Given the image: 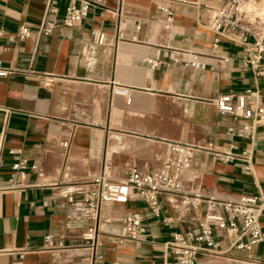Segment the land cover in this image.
Wrapping results in <instances>:
<instances>
[{
  "label": "crops",
  "instance_id": "crops-1",
  "mask_svg": "<svg viewBox=\"0 0 264 264\" xmlns=\"http://www.w3.org/2000/svg\"><path fill=\"white\" fill-rule=\"evenodd\" d=\"M55 1L57 15L47 12L50 0H0V61L10 69L0 77V264H85L89 250L83 234L91 225L98 227L106 261L164 264L173 233L197 230L205 204L189 208L164 194L162 215L155 217L138 199L108 202L94 221L80 194L95 175L121 180L133 167L158 171L170 141L252 148V174L240 162L214 161L204 151L195 155L191 170L174 172L187 187L202 185L224 198L258 195L264 202V126L257 128L253 144L233 137L229 128L251 120L220 114L215 102L247 88L264 93V79L243 66L239 44L208 26L205 6L222 0H94L74 27L59 24L70 0ZM159 5L173 12L170 28ZM54 20L59 26L44 34V22ZM23 24L31 35L21 39ZM95 28L106 33L101 45L91 40ZM194 60L203 67L193 66ZM45 77L53 82L41 84ZM16 148L43 174L29 170V182L59 183L8 188L9 151ZM68 174L73 181H65ZM129 211L144 214L147 236L117 243L111 236L122 232ZM261 224L264 232V211ZM47 234L53 243L46 242ZM59 238L64 248L53 247ZM201 261L264 264V241L251 251L204 253Z\"/></svg>",
  "mask_w": 264,
  "mask_h": 264
},
{
  "label": "built area",
  "instance_id": "built-area-1",
  "mask_svg": "<svg viewBox=\"0 0 264 264\" xmlns=\"http://www.w3.org/2000/svg\"><path fill=\"white\" fill-rule=\"evenodd\" d=\"M159 0H156L158 2ZM263 0H222L221 5H206L208 26L217 36L239 44L238 56L254 76L264 79V18L256 13L255 6ZM94 0H70L64 7L62 20L63 27H74L82 23L88 16ZM159 8L165 12L166 27L170 28L173 22V12L164 5ZM55 0H50L47 12L58 14ZM59 24L56 21H45L42 26L44 34L49 35ZM3 31L0 30V35ZM31 35L27 24L20 26L18 36L21 39ZM106 33L99 28L91 31V40L95 44L106 41ZM191 64L200 66L196 60ZM203 67V65H201ZM10 73L0 61V77ZM53 78L45 77L40 80L43 85H50ZM118 92L127 95L128 89L120 88ZM264 93L259 88H247L241 94L227 92L216 99L217 110L223 115H242L250 122L239 127H231L228 134L239 139L249 140L253 144L257 128L264 126V103L259 100ZM68 146V142H63ZM206 152L212 160L223 162H240L247 174L253 173L254 150L240 147L232 143L229 148L220 149L213 142L205 145H196L188 142L170 141L163 157L162 166L156 172H141L133 167L127 176L121 180L110 178L107 174L93 176L88 187L81 192L80 202L87 216L97 221L103 204L108 202L128 203L133 199L142 201L153 216L160 217L163 211L164 194H172L179 198L180 203L189 208H196L205 204L206 210L198 222L197 230L176 231L166 246L164 264H203L201 255L204 253L224 254L232 250L251 251L252 248L264 241V232L261 224V215L264 211V202L258 195L243 194L236 198H224L204 186L187 187L184 179L174 172L191 170L195 155ZM13 156L8 188L24 190L29 186H56L59 182L35 181L29 182V170L38 172L37 164L29 165L23 156L22 149H11ZM68 169V167H67ZM200 178L194 174L193 180ZM65 181H73L67 175ZM74 200V195L69 196ZM172 225L173 222L169 221ZM122 232L111 237L117 243L127 239L140 242L147 236L145 216L139 212L129 211L122 219ZM88 243V250L84 254L85 264H121L120 261H106L100 249L99 230L97 225H91L83 234ZM47 243L54 242L52 234L45 236ZM55 248H64L63 238L55 240Z\"/></svg>",
  "mask_w": 264,
  "mask_h": 264
},
{
  "label": "rangeland",
  "instance_id": "rangeland-1",
  "mask_svg": "<svg viewBox=\"0 0 264 264\" xmlns=\"http://www.w3.org/2000/svg\"><path fill=\"white\" fill-rule=\"evenodd\" d=\"M256 7L258 8V10H256V13L260 17L264 18V0L262 1L261 4L256 5Z\"/></svg>",
  "mask_w": 264,
  "mask_h": 264
},
{
  "label": "bare ground",
  "instance_id": "bare-ground-1",
  "mask_svg": "<svg viewBox=\"0 0 264 264\" xmlns=\"http://www.w3.org/2000/svg\"><path fill=\"white\" fill-rule=\"evenodd\" d=\"M251 8H255L256 10H258V8L256 7V5L255 6H250Z\"/></svg>",
  "mask_w": 264,
  "mask_h": 264
}]
</instances>
